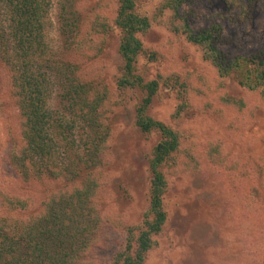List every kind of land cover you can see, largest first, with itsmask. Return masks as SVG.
Returning a JSON list of instances; mask_svg holds the SVG:
<instances>
[{"label":"rangeland","instance_id":"374dc122","mask_svg":"<svg viewBox=\"0 0 264 264\" xmlns=\"http://www.w3.org/2000/svg\"><path fill=\"white\" fill-rule=\"evenodd\" d=\"M161 2L134 0L135 12L150 21L139 36L144 52L137 71L145 81L168 75L179 79L177 86L157 91L147 115L179 133L180 146L162 168L166 221L143 264H264V99L258 90L219 77L198 46L171 32L164 24L170 13L159 11ZM219 3L188 4L191 27L197 30L212 20L219 22L229 37L221 49L230 56L264 50V8L249 11V5L235 6L221 12ZM116 10V0H51L48 14L47 41L55 53L63 52L64 18L81 19L80 43L85 33L104 38L97 57L71 59L82 79L93 81V87L108 95L110 134L101 159L99 192L106 222L88 252L91 264H112L125 247V228L141 223L149 205L148 163L159 141L157 133H142L135 126L141 94L116 85L119 35L112 24ZM5 75L0 68V191L30 199L34 205L42 201L44 189L33 183L24 188L8 165L9 141L17 137L18 129L14 112L7 107ZM55 92L53 88L49 107Z\"/></svg>","mask_w":264,"mask_h":264},{"label":"trees","instance_id":"16d2710c","mask_svg":"<svg viewBox=\"0 0 264 264\" xmlns=\"http://www.w3.org/2000/svg\"><path fill=\"white\" fill-rule=\"evenodd\" d=\"M116 1L112 21L119 35L116 85L141 94L135 126L142 133H157L159 141L148 163V208L140 224L125 228V247L112 264H143L166 221L167 182L162 168L180 146V134L149 117L147 109L161 87H175L179 79L168 75L145 81L138 73V57L144 52L139 36L150 21L135 12L134 0ZM195 1L162 0L159 11L170 13L164 24L198 46L219 77L258 90L264 99V50L248 56L224 52L221 46L229 43V37L219 22L212 20L197 30L191 27L185 8ZM218 1L221 12L235 6L249 5V11L264 8V0ZM50 6L51 0H0V68L9 82L7 107L13 110L18 129L17 137L9 141L8 165L24 188L33 183L45 193L40 203L31 205L30 199L0 191V264H91L88 252L106 222L99 192L101 159L110 134L108 95L93 87V81L82 79L71 60L97 57L104 38L85 33L80 43L81 19L64 18L63 52H53L47 41ZM53 88L54 105L49 107Z\"/></svg>","mask_w":264,"mask_h":264}]
</instances>
